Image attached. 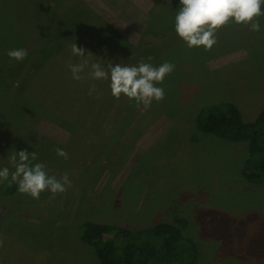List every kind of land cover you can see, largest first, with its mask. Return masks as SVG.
Returning <instances> with one entry per match:
<instances>
[{
  "label": "rangeland",
  "instance_id": "374dc122",
  "mask_svg": "<svg viewBox=\"0 0 264 264\" xmlns=\"http://www.w3.org/2000/svg\"><path fill=\"white\" fill-rule=\"evenodd\" d=\"M73 1L67 10L73 32L58 29L56 44L40 42L29 53L26 70L39 58L34 75L15 86L0 78V169L10 171L0 181V264H99L96 249L80 238L84 223L141 230L175 218L188 222L183 233L198 246L196 264H264V184L243 176L248 144L200 132L196 123L202 109L221 104L236 106L245 123L258 118L264 15L256 18L259 32L230 20L217 29L210 50L190 49L167 28L178 0ZM138 2L148 13L126 5ZM54 5L47 8L55 11ZM4 40L11 48L13 41ZM74 43L84 57L72 54ZM84 60L89 67L74 80L70 66ZM142 61L175 66L155 85L164 99L146 110L124 94L113 97L110 81L88 75L91 63ZM4 63L13 80L15 65ZM86 103L96 113L83 127L79 105ZM57 148L68 158L57 156ZM25 149L37 153L33 163H43L49 176L60 180L67 172L65 192L45 190L33 199L18 191L10 157Z\"/></svg>",
  "mask_w": 264,
  "mask_h": 264
},
{
  "label": "trees",
  "instance_id": "16d2710c",
  "mask_svg": "<svg viewBox=\"0 0 264 264\" xmlns=\"http://www.w3.org/2000/svg\"><path fill=\"white\" fill-rule=\"evenodd\" d=\"M51 2L55 4V11L51 7L47 8ZM73 2V0H0V40L6 42L4 38H7L13 41L11 48L4 47L0 43V78H7L8 82L15 86L20 82H27V76H32L29 75L30 72L34 75L39 68L37 66L39 58L35 60L30 70H26L24 66L29 53L32 50L36 52L40 42L46 45L56 44L59 30L72 31L71 27L74 26L71 25L67 10ZM78 2L80 0H77ZM126 5L133 6L132 11L137 12V15L148 13V10L139 2ZM261 6L263 7L264 4ZM179 8L180 0L168 10L172 22L170 29L167 27L169 31L171 29L175 31V17ZM92 12L100 18H97L98 22L105 24L98 13ZM174 33L171 34L176 36V31ZM14 43L18 47H13ZM19 48L27 50V57L23 61L10 59L7 55L8 51ZM50 54L53 55L54 51L51 50ZM5 60L15 65L13 80H10L5 73L4 67L7 65L4 63ZM27 99H25L27 104L36 105L35 102L30 101L31 99ZM92 101L91 99L90 102ZM79 107L83 109L81 117L84 124L82 126L86 127L89 116L94 118L96 113L94 112L91 116L94 110L93 103L80 104ZM3 111L0 108V112ZM196 123L200 132L232 142L246 141L249 155L244 162L243 176L251 183L264 184V107L255 122L245 123L236 106L232 104L214 105L208 109H202L197 116ZM80 125L81 122L79 127H82ZM12 187L15 190V186ZM187 227V220L181 218H175L173 223H159L141 230L86 222L82 225L80 238L96 249L99 264H196L199 250L193 240L184 236L183 230Z\"/></svg>",
  "mask_w": 264,
  "mask_h": 264
},
{
  "label": "clouds",
  "instance_id": "9594fccd",
  "mask_svg": "<svg viewBox=\"0 0 264 264\" xmlns=\"http://www.w3.org/2000/svg\"><path fill=\"white\" fill-rule=\"evenodd\" d=\"M264 0H180V8L175 17V31L186 42L188 48L204 46L210 50L217 42L215 33L217 29L233 21L236 24L250 25L253 32L260 31V23L256 19L264 15L261 5ZM85 49L76 43L72 44L71 52L75 56L84 57ZM7 55L10 59L23 61L28 53L26 49H12ZM150 56L148 60H152ZM89 67L87 60L70 66L72 78L81 80L80 73ZM174 65L165 62L160 66L151 63L140 62L138 66H123L121 64L108 63L104 68L100 63H91L89 77L93 80H108L113 97L119 99L124 94L129 100H135L137 106L144 105L146 110L153 100L160 102L164 99V89L155 86L161 83L164 77L174 70ZM95 91V85L89 91ZM57 156L68 158L63 149H55ZM38 159L37 153L28 152L27 149L14 152L10 162L15 171L11 172V181L18 184L21 194L30 195L33 199H39L40 194L48 190L53 195L63 193L67 189L65 184L71 185L68 174L65 172L62 179L49 176L43 163H33ZM9 168L0 169V181L8 180ZM2 246V242H0Z\"/></svg>",
  "mask_w": 264,
  "mask_h": 264
}]
</instances>
